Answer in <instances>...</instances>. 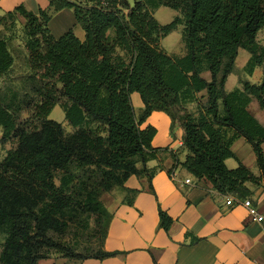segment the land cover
<instances>
[{
	"label": "trees",
	"instance_id": "trees-1",
	"mask_svg": "<svg viewBox=\"0 0 264 264\" xmlns=\"http://www.w3.org/2000/svg\"><path fill=\"white\" fill-rule=\"evenodd\" d=\"M84 1L49 0V7L38 12L23 5L6 12L27 20L29 78L39 95L33 113L41 125L32 131L20 126L14 102L0 94L2 141L12 133L18 140L16 150L0 163V231L7 234L2 264H39L48 257L42 254L45 247L65 251L66 258L75 260L115 255L103 250L111 213L98 188L87 191L84 200L88 212L106 220L97 252L80 255L49 236V231L65 229L67 215L77 203L68 193V179L57 185L55 174H72V167H97L103 176L97 186L108 191L146 172V163L159 151L152 145L156 127L142 126L153 110L164 111L181 124L183 145L189 151L182 165L198 178L210 179L220 192L243 196L246 181L264 178V126L247 110L251 97L264 108V75L260 84L240 79L241 88L227 92L224 87L240 48L251 54L248 73L264 67V43L258 40L264 29V0ZM162 6L180 13L161 24L155 11ZM65 7L74 8L84 41L73 28L60 38L51 33L49 21ZM5 19L0 15V24ZM179 25L185 52L171 56L162 39ZM13 62L7 40L0 38V76ZM206 71L211 79L204 77ZM203 90L208 91L205 112L194 115L183 102ZM133 92L140 93L145 105L139 117ZM57 105L75 132L67 134L63 123L49 118ZM91 124L96 127L88 128ZM223 127L233 129L234 136L227 137ZM238 135L253 145L260 176L242 162L235 169L226 166L227 158L236 157L231 147ZM172 222L160 209L161 227L168 230Z\"/></svg>",
	"mask_w": 264,
	"mask_h": 264
},
{
	"label": "crops",
	"instance_id": "crops-1",
	"mask_svg": "<svg viewBox=\"0 0 264 264\" xmlns=\"http://www.w3.org/2000/svg\"><path fill=\"white\" fill-rule=\"evenodd\" d=\"M18 5L38 12L40 8L49 7V0H0V15L14 10ZM48 26L56 38L73 28L81 40L86 39L74 8H62L51 18ZM258 40L260 44L264 43V40ZM184 52L183 42L177 53H167L177 56ZM250 57L251 54L249 60ZM249 60L242 69L236 68L235 63V69L224 85L227 92L241 88L240 79L252 84L262 82L264 67L258 66L248 73ZM207 72L204 77L210 79L206 76ZM232 74H237L238 79L230 80ZM207 93V90L195 93L193 99L183 102V107L194 115L204 113ZM131 99L135 114L139 117L145 107L140 93L133 92ZM220 110H223L222 104ZM247 110L264 126V108L255 97H251ZM149 125L157 129L152 140V145L159 148L157 157L146 163V172L130 176L124 186H116L106 192L107 196L102 200L111 213L103 250L115 252V255L84 260H68L57 255L41 258L38 263L264 264V226L253 219L244 204V200H251L257 212L264 215V178L258 183L246 181L247 190L243 196L220 192L210 179L198 178L182 165L189 151L183 145L185 131L181 124L168 113L153 110L142 126ZM223 132L227 137L235 134L233 129L226 127H223ZM231 148L236 157L225 160L229 169L237 168L242 162L257 176L262 174L257 167L253 145L244 136L235 137ZM137 167L141 170L142 163H138ZM187 178L192 182L180 186V181ZM227 196L234 198L232 205L227 204ZM129 198L131 202H128ZM160 209L173 219L168 230L161 227Z\"/></svg>",
	"mask_w": 264,
	"mask_h": 264
},
{
	"label": "rangeland",
	"instance_id": "rangeland-1",
	"mask_svg": "<svg viewBox=\"0 0 264 264\" xmlns=\"http://www.w3.org/2000/svg\"><path fill=\"white\" fill-rule=\"evenodd\" d=\"M77 2L85 3L84 0H77ZM179 13L180 11L178 10L162 6L155 11V16L161 24H167L173 21ZM1 16H5L6 19L0 24V38L7 40L9 49L14 57V62L9 72L6 75L0 76V94L7 102H14L12 110L18 124L30 131L36 130L40 128L41 121L34 116L33 104L39 95L35 92V83L29 78L31 67L28 62V50L26 46L29 41V35H27L26 30L27 20L21 15L12 17L7 16L6 13ZM80 29H82L81 26ZM182 29L183 25H179L173 33L162 39V47L169 54H175L180 50L183 43L181 41L183 36ZM259 39L260 41L264 40V29L259 34ZM249 56L250 53L247 50L240 49L236 68L242 69L249 60ZM206 76L211 79L209 71ZM235 79H238L237 74H232L230 80ZM61 102H64V99H61ZM49 118L63 123L67 134H71L77 129L65 119V113L60 105L55 106ZM95 127L96 124L88 126L90 129H94ZM100 132L105 134L103 127ZM3 136L4 128L0 126V163L10 151L16 150L18 145L17 136L14 133L10 134L4 141H2ZM72 170V174L58 171L55 174V180L57 185H61L62 178L68 179V193L77 203L74 204L73 210L67 215V226L65 229L60 232L49 231L48 234L68 251L73 250L80 255H93L100 248L102 230L106 220L97 212H88L87 205L84 204L86 192L98 188L100 189V199L103 200L107 196L106 192L111 191L114 187L106 191L101 185L97 186L103 178L102 170L97 167L96 169L93 167H72ZM6 238L7 234L4 231H0V255ZM42 252L44 256L58 255L65 257V251H58L56 249L45 247ZM67 259L74 260L71 257ZM0 264H2L1 261Z\"/></svg>",
	"mask_w": 264,
	"mask_h": 264
},
{
	"label": "built area",
	"instance_id": "built-area-1",
	"mask_svg": "<svg viewBox=\"0 0 264 264\" xmlns=\"http://www.w3.org/2000/svg\"><path fill=\"white\" fill-rule=\"evenodd\" d=\"M191 182H192V180L190 178H187L185 180H181L180 186H184V185L189 184ZM226 201H227V204H229V205H232L235 202L234 198L231 196H227ZM244 201H245L244 204L249 208L250 213L253 216V219L256 220L257 222L261 223L264 226V215L259 214L257 212V210L253 207L251 200L247 199Z\"/></svg>",
	"mask_w": 264,
	"mask_h": 264
}]
</instances>
